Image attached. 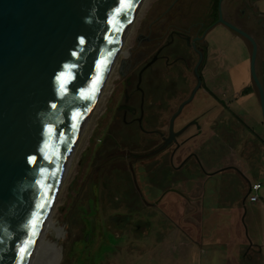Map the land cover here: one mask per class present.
Returning a JSON list of instances; mask_svg holds the SVG:
<instances>
[{
  "label": "water",
  "instance_id": "95a60500",
  "mask_svg": "<svg viewBox=\"0 0 264 264\" xmlns=\"http://www.w3.org/2000/svg\"><path fill=\"white\" fill-rule=\"evenodd\" d=\"M142 1L114 16L121 0H0V264H30L107 77L120 54L123 66L134 54L121 47ZM222 2L216 25L251 44L252 79L264 116L257 41L224 18ZM196 91L172 118L168 144L196 125L174 132L175 119ZM34 215L39 223L33 231ZM25 243L27 254L19 251Z\"/></svg>",
  "mask_w": 264,
  "mask_h": 264
},
{
  "label": "rangeland",
  "instance_id": "374dc122",
  "mask_svg": "<svg viewBox=\"0 0 264 264\" xmlns=\"http://www.w3.org/2000/svg\"><path fill=\"white\" fill-rule=\"evenodd\" d=\"M173 1L143 0L121 47V52L131 49L130 51L134 53L139 36L170 8ZM212 2L213 0H183L180 10L182 19L175 24L186 28L205 21V14L211 8ZM253 8L264 15V0H223L222 2L224 18L228 21L235 17L244 18L247 27H252L256 19ZM185 17L188 18V23ZM220 26L227 29L223 25ZM241 53L240 50L239 54L242 55ZM243 55L248 64L247 67L243 66L244 71L248 78H252V54L248 51ZM124 60L125 54H120L107 77L106 84L80 139L72 167L55 198L51 213L39 237L37 251L31 264H264V174L259 177L252 174L246 179L239 169L223 177V182L227 185L220 189L217 186L218 181L215 180V203L211 202V206L208 204L206 208L202 200L195 199L193 203L187 202L188 205L183 206L182 211L180 208L182 201L178 197L185 194L181 191L172 196L175 197L174 199L167 196L162 199L163 195L156 203H153L152 200L162 192L155 190L154 195L149 198V194L145 191L150 186L139 183L145 196L148 195L147 203L139 201L135 204L137 197L131 192L124 199H134L132 202L136 208L123 205L116 210L108 209L107 216L109 214L111 216L108 218L107 225L112 226L114 231H118L116 233L107 227L105 217L95 219L94 216H86L85 222L89 223L91 217H94L93 221L95 220V230L86 238L87 227L79 220L78 213L80 207L86 205V198L94 197L92 187L99 172L96 169L98 163H94V155L98 152V140L103 138L104 127L112 118L115 105L124 90L121 82ZM195 63L196 57H193L190 64L191 72ZM157 68L155 67V71ZM255 136L260 138L264 147L263 134L256 133ZM221 156L210 154L205 160L215 165ZM227 157L228 154H225L223 159L226 160ZM98 159L100 160V155ZM89 179L86 189L85 185ZM249 180L262 188L260 192L253 191V195L260 198L258 207L250 202L252 195L247 199V207L243 205V201L240 208L237 207L235 210L228 205H223L222 201L227 200L229 193L234 195L233 186L241 185L247 193ZM161 183L168 186L177 182L173 178L171 180L170 174L167 176L165 174L161 177ZM84 186L85 191H83ZM110 201L112 202V199L108 198V203ZM111 204L113 206V203ZM261 204L262 210L259 208ZM213 205L221 208L220 211H223L222 213L229 217V220L236 218L235 226L228 227L229 231L232 230L231 236L235 237L238 233L235 240L231 241L233 244H230L231 247L216 231L221 230L225 225L216 228L209 225L208 220L218 214L215 209H212ZM136 223L146 225L148 235L141 236V233H135L138 227ZM85 239L86 245L82 244ZM242 247L244 252L240 250Z\"/></svg>",
  "mask_w": 264,
  "mask_h": 264
},
{
  "label": "flooded vegetation",
  "instance_id": "af4514ba",
  "mask_svg": "<svg viewBox=\"0 0 264 264\" xmlns=\"http://www.w3.org/2000/svg\"><path fill=\"white\" fill-rule=\"evenodd\" d=\"M181 1L174 0L170 8L162 14L163 17H159L146 28V34L144 32L138 38V45L131 60L122 68L121 82L124 90L115 105L112 118L104 127V136L98 140V152L94 155V163H98L96 169L99 170L92 187L94 197L86 198V205L81 206L78 213L80 217L78 219L87 227L86 238L95 230L94 217L95 219L105 217L107 225L111 216L110 214L107 216L108 209L116 210L123 205L136 208L135 204L139 201L147 203L148 195L145 196L141 183L150 186L145 191L149 198L154 195L155 190L162 192L152 200L153 203L163 195L162 199H165V196L174 199L172 196L180 191L175 160L177 153L182 149H179L180 145L186 141L184 139L186 134L167 143L171 137L172 118L197 89L193 100L175 119L174 132H179L195 121L198 126V117L187 121L181 127L179 120L193 108L203 105L206 98L211 96L206 76L218 68L214 61L209 62L206 41L211 28L209 19L212 6L205 14V21L183 28L175 24L182 19L179 11L182 7ZM185 19L188 23V18ZM195 39L197 40L194 47ZM199 53H202L203 61L199 68V76H196L195 69L200 61ZM193 57H196V63L191 72L190 64ZM155 67H158L157 72ZM217 99L222 102L220 98ZM165 174L166 176L170 174L171 180L173 178L177 183L166 186L164 182L163 185L161 177ZM89 181L90 179L85 185L86 189ZM85 186L83 191L86 190ZM251 191L252 186L247 199L251 196ZM131 192L137 197L135 204L132 202L134 199H124ZM107 197L112 199V202L108 203ZM180 208L183 211L182 206ZM86 216L94 217H91L88 223L85 222ZM137 225L135 233H141V236L148 235L146 225L140 223ZM107 227L114 231L112 226ZM86 243L85 239L82 244Z\"/></svg>",
  "mask_w": 264,
  "mask_h": 264
},
{
  "label": "crops",
  "instance_id": "0c3cea01",
  "mask_svg": "<svg viewBox=\"0 0 264 264\" xmlns=\"http://www.w3.org/2000/svg\"><path fill=\"white\" fill-rule=\"evenodd\" d=\"M253 12L258 21L255 19L252 27H247L244 18L240 17V19L245 22L246 28L257 41L256 71L264 88V15L255 10ZM227 29L220 24L215 25L207 34V38L211 39L206 38L209 62L214 61L218 67L206 76L211 88V96L206 98L203 105L193 108L179 120L181 127L191 119L196 117L199 119V129L196 125L189 128L184 139L190 140L180 149L175 160V165L178 167L176 176L178 189L185 194L178 197L182 201V208L188 205L187 202L193 203L195 199L202 200L205 208L208 204L211 206V202L215 203V180L218 181L219 189L222 188L227 185L223 182V177L235 172L236 169H239L246 179L252 174L257 177L264 174V147L260 138L255 136L256 133L263 134L264 139L261 98L253 79L247 77L243 68L248 66L243 53L249 51L252 54V46L247 40ZM240 50L242 55L239 54ZM217 98H220L222 102ZM199 132H201L200 135H198ZM214 153L222 155L215 165L205 160L210 154L215 155ZM225 154H228L226 160L223 159ZM248 183L247 189H250V186H256L250 180ZM260 191L262 188L258 192ZM232 192L234 195L229 193L227 200L222 201L223 205H228L235 210L237 207L240 208L243 201V205L247 207L248 192L246 193L244 187L233 186ZM251 195L255 196L253 191ZM258 203L252 205L258 207ZM262 206V204L259 206L261 210ZM212 209H215L218 214L208 220L209 225L215 228L225 225L221 230L216 231L230 245L238 233L235 237L233 234L231 236L232 230L229 231L228 227L235 226L236 218L229 220L230 218L224 215L217 205H213ZM243 248H240L242 252H244Z\"/></svg>",
  "mask_w": 264,
  "mask_h": 264
},
{
  "label": "snow or ice",
  "instance_id": "6c2138e0",
  "mask_svg": "<svg viewBox=\"0 0 264 264\" xmlns=\"http://www.w3.org/2000/svg\"><path fill=\"white\" fill-rule=\"evenodd\" d=\"M132 6H133V0H121L120 9H117L116 12L113 13V15L114 16L120 15L122 9H130ZM109 23L113 24V25L115 24V22L112 19L109 20ZM114 30H115V28H114ZM83 43H84V40L81 39V44H83ZM32 160L34 161L35 158H32ZM46 203L47 202L45 201L44 202L45 206H46ZM38 223H39V218L36 215H34L32 217V219L29 221V226L34 231L35 227L38 226ZM27 247H28V245H27V243H25L19 251L27 254Z\"/></svg>",
  "mask_w": 264,
  "mask_h": 264
},
{
  "label": "trees",
  "instance_id": "16d2710c",
  "mask_svg": "<svg viewBox=\"0 0 264 264\" xmlns=\"http://www.w3.org/2000/svg\"><path fill=\"white\" fill-rule=\"evenodd\" d=\"M183 0L181 1L180 4H182ZM221 0H213L212 2V8H211V23L209 25V27H213L217 24L218 20H219V5H220ZM180 11V10H179ZM181 13V12H180ZM230 22H232L233 24H235L236 26H238L239 28L243 29L244 31H246L247 33H249L251 36L252 34L250 33V31L246 28L245 22L243 20L240 19V17L235 18L230 20Z\"/></svg>",
  "mask_w": 264,
  "mask_h": 264
},
{
  "label": "built area",
  "instance_id": "2783aa9c",
  "mask_svg": "<svg viewBox=\"0 0 264 264\" xmlns=\"http://www.w3.org/2000/svg\"><path fill=\"white\" fill-rule=\"evenodd\" d=\"M259 190H260V186H254V187H252V191L258 192ZM259 200H260V198L258 196H256V195L251 197V202L252 203L259 202Z\"/></svg>",
  "mask_w": 264,
  "mask_h": 264
},
{
  "label": "bare ground",
  "instance_id": "6f19581e",
  "mask_svg": "<svg viewBox=\"0 0 264 264\" xmlns=\"http://www.w3.org/2000/svg\"><path fill=\"white\" fill-rule=\"evenodd\" d=\"M38 243H39V240H38ZM38 243H37V246H38ZM37 246H36V248H35L34 255H35V253H36V251H37ZM34 255H33L32 258H31V262H32V260H33V258H34ZM31 262H30V264H31Z\"/></svg>",
  "mask_w": 264,
  "mask_h": 264
}]
</instances>
